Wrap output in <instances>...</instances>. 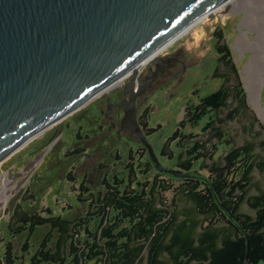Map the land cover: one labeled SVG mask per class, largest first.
I'll return each instance as SVG.
<instances>
[{"label": "trees", "instance_id": "trees-1", "mask_svg": "<svg viewBox=\"0 0 264 264\" xmlns=\"http://www.w3.org/2000/svg\"><path fill=\"white\" fill-rule=\"evenodd\" d=\"M214 36L217 64L236 77L224 33ZM213 74H219L218 65ZM216 77L223 79L219 88L197 104L187 102L184 119L168 139L178 151L175 166L181 170L175 172L189 175L171 178L180 182L177 197H164L172 184L160 178L168 174L157 172L139 183L132 173L80 196L83 207L75 214L14 204L0 236V264H264V192L247 195L256 167L252 144L231 147L206 165L212 160L207 144L185 129L204 122L205 134L221 137L216 114L226 110L236 117L246 109L240 85H226L227 74ZM197 162L207 176L194 170ZM244 203L250 213L242 210Z\"/></svg>", "mask_w": 264, "mask_h": 264}, {"label": "water", "instance_id": "water-1", "mask_svg": "<svg viewBox=\"0 0 264 264\" xmlns=\"http://www.w3.org/2000/svg\"><path fill=\"white\" fill-rule=\"evenodd\" d=\"M227 1L0 0V163L120 83L134 125L141 71ZM138 136L157 172L189 177Z\"/></svg>", "mask_w": 264, "mask_h": 264}, {"label": "rangeland", "instance_id": "rangeland-1", "mask_svg": "<svg viewBox=\"0 0 264 264\" xmlns=\"http://www.w3.org/2000/svg\"><path fill=\"white\" fill-rule=\"evenodd\" d=\"M229 2L216 11L211 19L206 18L161 53V58L168 61L167 67L171 70L162 82L163 85L150 94L144 106H148V127L156 131L149 139V143L152 145L159 163L171 171L181 170L175 166V157L178 154L175 143L168 142V139L177 129L178 123L184 119L187 102L197 104L201 97L219 88L223 79L216 76L227 74L228 83L226 85L232 87L239 84L242 88L246 109L236 117H229V112L226 110L216 114L214 126L219 128L218 134H221V137H218L217 134L212 135V132L205 134L201 129L204 122L194 129L190 125H187L185 129L187 133L192 132L196 135L194 141L207 144L206 147L212 153V160L207 159L206 165L218 160L231 147L251 143L256 167L252 172L247 195L254 196L264 192V167L259 169L258 166L259 163L264 162V120L259 117L243 80V69L253 52L246 50L240 53L235 48V44L236 38L241 32H245L250 41L257 37L254 31L242 25L247 15L249 18L259 21L264 33V20H262L264 19V0H244L242 3L244 10L237 11L227 8ZM217 30L224 33L228 42L231 50V63L237 73L236 77L233 76L231 69L223 63L217 64L218 54L215 51L216 38L214 36ZM217 65L220 75L214 76V68ZM183 69L185 75L183 79L179 80ZM125 82L126 80L123 81V83ZM238 97L240 96L238 95ZM90 103L41 133L0 163V176L3 175L11 187H19L0 211V236L3 224L8 219V210L14 204L22 203L24 207H28L32 203L31 207H36L39 211L50 209L56 215L63 212L75 214L83 207L77 199L80 196H87L89 193L99 191L102 188V178H106L109 182L115 175L118 176V179H128V171L123 169L126 160H124V164L122 162L118 164V173H116L111 165L109 168L99 169L93 164L94 156L88 158L89 163L81 155L67 156L70 151L75 149V145L69 143L70 132L64 133V125L69 121L76 122L80 117L86 115ZM259 104L264 108V84L259 90ZM223 138L224 140H222ZM224 141H228V143L224 144ZM166 143H168L165 149L166 155H160V150ZM34 144H37L35 152L29 154L26 159L20 160V157L28 153ZM41 154L40 162L35 167L31 166L30 163ZM144 163L140 161L135 164V182L150 181L157 173L152 161L151 170L146 173ZM198 165L199 162L195 164L194 170L199 175L207 176V169H202ZM93 167L95 169L91 171ZM166 177L160 179L172 184L170 191L164 194V197L170 201L177 197V188L180 182L171 180V178L178 179L171 174ZM81 185L88 188L86 193L81 190ZM30 195L33 196L31 201L29 200ZM25 198L29 201L23 203ZM242 207L244 212L250 213L246 203Z\"/></svg>", "mask_w": 264, "mask_h": 264}, {"label": "flooded vegetation", "instance_id": "flooded-vegetation-1", "mask_svg": "<svg viewBox=\"0 0 264 264\" xmlns=\"http://www.w3.org/2000/svg\"><path fill=\"white\" fill-rule=\"evenodd\" d=\"M167 62L165 58H161L159 66L153 65L151 68H145L141 71V77L139 83L136 82L137 86L135 91L138 92L139 89L141 90L137 94L133 105L135 110L134 125L125 120L127 111L129 110L128 106L131 103L125 97L121 84L109 90L105 96L92 100L86 115L80 117L76 122L69 121L65 124L64 133L70 132L68 137L69 143L75 145V149L70 151L67 156L81 155L83 159H87L88 163L90 161L88 158L94 156L93 164L98 166L99 169L109 168V165H111L116 170V173H118V164L120 162L124 164V160H126L123 169L128 171V179L132 173L133 177H135L136 162H145V172H150L151 158L138 134L141 132L149 143V139L156 132L148 127V106H144V103L151 93L163 85L162 82L167 78L171 70L167 67ZM184 69L180 77L178 76L179 80L183 79L185 75ZM164 147L165 144L160 150V155H164ZM36 148L37 144H34L28 153L20 157V160L26 159L29 154L35 152ZM33 161L30 163L31 165ZM116 166L117 168L115 169ZM94 169L93 167L91 171ZM115 176H112L111 182L106 178H102V188L106 184H111L118 179V176ZM68 178L71 179L69 176ZM80 187L82 191L88 190L83 185Z\"/></svg>", "mask_w": 264, "mask_h": 264}, {"label": "bare ground", "instance_id": "bare-ground-1", "mask_svg": "<svg viewBox=\"0 0 264 264\" xmlns=\"http://www.w3.org/2000/svg\"><path fill=\"white\" fill-rule=\"evenodd\" d=\"M229 1L230 0H228L227 3ZM243 1L244 0H231L227 8L229 10H236V11L241 10L243 9L242 8ZM225 5L218 8V10L223 8ZM204 20L205 18L201 19L199 23H197L195 26H193L189 30L195 28L197 25L202 23ZM194 23H196V21L189 24L187 28L191 27ZM242 25L247 26L250 30L254 31L257 35L256 39H254L253 41H250L248 40L246 33L241 32V34L237 36L236 38L235 48L240 53L246 50L253 52V55L251 56L249 62L245 65L243 69V74H244L243 80L245 83V88L247 92L249 93V97L260 115L259 117H261L264 120V108H262L261 105L259 104V90L264 84V33L262 32V29L259 25V21L249 18L248 15L244 18ZM173 42H169L167 46L169 44H173ZM167 46L164 47L165 50L168 48ZM41 157L42 155L36 158L33 161L31 166L35 167V165H37L40 162ZM18 189L19 187H11L10 184L4 179V177L0 176V211L6 206L10 197L14 195Z\"/></svg>", "mask_w": 264, "mask_h": 264}]
</instances>
